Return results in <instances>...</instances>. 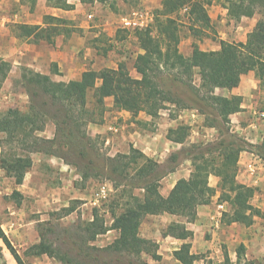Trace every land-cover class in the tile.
<instances>
[{"label": "trees", "instance_id": "obj_1", "mask_svg": "<svg viewBox=\"0 0 264 264\" xmlns=\"http://www.w3.org/2000/svg\"><path fill=\"white\" fill-rule=\"evenodd\" d=\"M68 1L47 0L53 8L73 10L75 5ZM227 1L229 16L234 20L256 14L261 17L249 33L246 43L221 41V49L211 52L202 51L194 45L192 55L184 56L179 49L181 34L176 15L187 9L190 29L195 34L201 32V29L211 28L208 1L162 0V8L154 13L153 25L135 31V37L143 51L136 57L134 64L140 78L131 75L126 62H121L117 69L87 70L80 80L68 83L55 81L50 76L32 70H22V80L29 96L27 110L10 108L0 113V133L8 136V142L18 143L23 151L13 156H6L2 152L0 158L1 168L15 179L17 185L23 184L26 174L31 170L33 154L55 156L68 164L82 162L87 168H90L88 164L94 165L96 158L92 153L96 151V139L88 136L87 126L103 121L107 111L105 99L108 97H113L114 108L118 110L130 111L134 115L145 112L154 118L166 104H175L179 109H196L205 116L206 126L217 127L220 133L214 142H199L183 147L172 153L163 164L147 157L133 146L128 154L105 159L102 165L105 169L110 167L112 175L128 176L130 169L136 171L135 178L121 191L120 197L123 200L127 198L123 203L122 213H113L111 229L116 230L119 236L104 250L85 244L95 242L98 236L110 230L96 210L93 219L82 228V231L88 233L85 242L80 238L87 250L84 248L76 255L65 252L49 241L48 234L41 232L40 242L31 246L26 255H47L63 264H91L88 261L98 260L99 255L95 257L94 253L101 251L115 253L121 258L128 257L120 260L119 264H137L144 253L159 259L156 254L157 245L140 236L143 220L148 215L164 213L195 220L198 207L210 204L216 194V189L209 185L211 175L221 179L220 199L230 206V212L224 214L222 220L225 224L248 225L251 216L261 215V211L251 203L255 189L238 183L236 178L241 153L250 150L264 155V144L251 145L232 133L230 116L242 110V98L219 96L215 90L239 86L242 76L252 69L256 70L261 87L264 88V0ZM22 3L34 10L38 0H22ZM69 22L46 16V26L41 32L53 45L57 36L71 34ZM12 30L20 38H30L40 30V26L17 24ZM0 62V69H5V80L11 65L1 60ZM196 78L199 85L196 84ZM90 94L94 100V110L88 107ZM49 120L53 121L56 128L52 139L39 136L40 132L46 130ZM188 135L189 127L180 126L169 131L168 139L183 144ZM89 156L91 157L88 158ZM185 160L192 162L190 178L178 182L167 197L162 196L159 191L160 181L175 172ZM120 185H116V188ZM137 190L140 193H136ZM13 194L21 196L18 191ZM74 210L72 206L63 208L60 217L68 216ZM167 230L183 239L192 234L178 223L171 224ZM4 247L17 264H26L0 223V264H8ZM82 247L84 246L80 248ZM244 251L245 247L241 245L237 264L241 262ZM77 256L84 261L77 259ZM175 257L184 264H193L200 258L190 255L189 245H184L180 251L175 252ZM225 264H232L228 257Z\"/></svg>", "mask_w": 264, "mask_h": 264}, {"label": "crops", "instance_id": "obj_2", "mask_svg": "<svg viewBox=\"0 0 264 264\" xmlns=\"http://www.w3.org/2000/svg\"><path fill=\"white\" fill-rule=\"evenodd\" d=\"M147 1L149 6L146 4L145 9L135 10L134 15L143 16V18L146 16L143 20L146 23L149 21V27L153 22V10L162 8V0ZM206 1H208L207 11L211 23L216 31L211 38H206L205 42L193 36L184 40L181 38L179 49L186 57L192 55L194 45L202 51L211 52L221 49V41L246 43L249 33L261 19L260 15L256 14L253 17L234 20L229 16L227 0ZM68 2L73 4L71 0ZM37 6L38 8L32 11L28 5L22 3V0H0V60L11 65L5 82L23 69L50 76L55 81L68 83L80 80L82 74L90 69L118 68L121 58L116 59L113 56L116 59L113 60L110 55L97 54L94 48L87 46L85 38L77 37L76 34H61L55 38V44H50L41 32L46 26L45 17L69 18L73 10L53 8L47 0H38ZM26 7L28 11L25 12ZM185 11L187 12V9ZM35 12L38 15L35 16ZM17 24L37 25L40 26V30L30 38H20L12 30V27ZM187 44L190 46L188 45L186 49ZM139 52L143 53L141 50ZM135 78H140V75L138 74ZM5 82L3 85L6 84ZM215 93L228 98L232 96L242 98V110L230 116L231 131L251 145L264 144V88L261 87L256 70L252 69L244 74L239 86L233 89L217 88ZM105 104L107 111L103 121L90 123L87 126V133L92 139L101 138L107 147L110 146L112 152L125 153L133 146L147 157L163 164L172 153L183 147L199 142H214L220 136L218 128L206 126L205 116L196 109H184L176 113L175 104H166L167 107L160 110L159 115L154 118L145 112L134 115L130 111L114 108L113 97L106 98ZM180 126L189 127V135L183 144L168 139L169 131ZM55 130V126L48 127L44 132H40L39 136L52 139ZM33 155L46 157L42 154ZM117 155L110 154L112 157ZM50 159L59 162L61 168L58 170L62 173L63 181L66 177H71L72 171L68 174L66 168L69 166L61 164L60 158L51 156ZM250 163L256 164L254 172L248 170ZM191 172L192 162L185 160L175 172L160 181L163 184V187L159 188L161 195L167 197L178 182L190 178ZM43 175L42 170L33 164L24 178V184L19 186L30 188L32 185L37 189L42 183ZM236 180L240 184L255 189L251 203L261 211V215L251 216V222L248 225L225 224L222 220L224 214L230 212V206L220 199L221 179L211 175L209 185L216 189V194L210 204L198 207L195 220L191 221L186 217L168 213L148 215L143 220L140 236L157 245L156 254L159 257L154 259L151 255L144 253L154 260L150 263L184 264L175 257V252L180 251L184 245H189L190 255L200 257L193 264H205L206 261L207 264H225L227 257L232 264H237L238 249L241 245L245 247L242 256L244 261L251 262L264 258V155L250 150L243 151L238 163ZM105 185L110 192L111 184ZM32 187L31 194H34L35 189L33 190ZM99 189L92 198L94 206L101 202L96 199ZM18 190L21 191V189ZM52 202H57L55 196H52ZM62 203H64L62 206L66 208L65 200ZM173 223L184 225L192 233L191 236L183 239L170 234L167 229Z\"/></svg>", "mask_w": 264, "mask_h": 264}, {"label": "rangeland", "instance_id": "obj_3", "mask_svg": "<svg viewBox=\"0 0 264 264\" xmlns=\"http://www.w3.org/2000/svg\"><path fill=\"white\" fill-rule=\"evenodd\" d=\"M71 1L75 5V8L73 9V12L69 14L70 19L62 16L63 19L68 22L70 21L68 23L70 33L76 34L77 37L80 36L85 38L87 46L94 48L95 52L99 55H110L113 60L121 58V62L127 63L131 75L133 77L138 76L137 71L134 68L136 57L140 54L139 51L141 50L139 49L138 40L135 37V31L138 29L126 27L124 19L133 17L134 12L137 9H145L149 6L148 1ZM146 4L148 5L146 6ZM12 8L15 9V7ZM35 8L37 9L38 6ZM24 9L25 12L28 11L27 7ZM155 11L156 10H153V22L151 25L154 23ZM186 13L185 10H182L176 15L180 23L182 40L193 36L195 39L205 42L206 38L208 39L213 36V33L216 31L213 25L206 30L199 28L201 29V32L195 34L194 31L190 29L191 25ZM36 15H38L37 12H35V16ZM90 16H92V18H90ZM144 18H146V16H144ZM66 26L67 25H65V27ZM65 27L63 28L64 30ZM197 27L201 26L197 25ZM188 45L189 44L186 45V49L190 46ZM3 73H5V69L1 68L0 113L10 108L27 110L29 96L22 80V72L19 71L17 74H13L15 76L6 82L3 80ZM4 82L6 83L5 85H3ZM196 84L199 85L198 78H196ZM88 100L89 109L94 110L92 94L89 95ZM183 110L184 109H179L177 107L176 113ZM53 126H55L53 121L49 120L47 128ZM94 146L96 150L94 152L96 154H94V152L92 154L96 158V160L94 158L96 163L94 165L88 164L90 165V168H87L82 162V164H68L64 160L59 159L61 164L69 166L66 168L68 174L72 171L71 177H66L64 181L61 179L62 173L58 170L61 167L57 160L50 159L51 156L42 157L39 155H32L34 166L39 170H42L44 173V175L41 176L42 183L41 185L39 184L37 189L31 185L33 190H36H34V194H31V187L24 188L17 185L15 179L9 177L1 168L0 164V223L6 235L9 237L15 249L21 255L26 264H63L58 259L47 255L39 257L26 255V251L31 246L40 242L41 232L48 234L47 238L49 241L65 252L76 255L84 248L87 250L85 245L81 244V239L85 242L88 233L82 231V228L93 219L96 210L98 211L100 219L105 221L106 226L110 230H108L107 233L98 236L95 242L85 244L90 247L94 246L100 250H104L119 236V233L116 230L111 229L113 225V213L116 215L122 213L124 209L123 203H125L127 198L123 200L120 197V194L121 191L125 189V186H128V184L135 178L136 171L130 169L128 171V176L122 174L112 175L110 167H108L109 170L103 167V161L108 158L116 157H112L110 154H128L130 150L125 153L112 152L110 146L107 147L101 138L96 139ZM2 152L6 156H13L14 154L22 153L23 151L18 143L8 142V136L4 133H0V158ZM90 157L91 156L88 158ZM71 160H74V158ZM109 162L110 161H108V163ZM84 175L85 178H83ZM111 175L113 177H111ZM86 176L88 177L86 178ZM105 184H111L112 190L109 192L107 198L101 199V202L94 206L92 199L93 195L102 185ZM118 184L121 185L116 188V185ZM160 186L163 187V184L160 183ZM64 187L67 189L64 190ZM18 189H21V191ZM15 191H18L21 196H14L13 193ZM136 193H140V191L137 190ZM52 196H55L57 202H52ZM63 200H65V207L72 206L75 210L68 216L60 217V212L64 208V206H62L64 204L62 203ZM81 246L84 247L80 248ZM93 252L94 251H90V253ZM97 254L99 255V261L96 259V262L88 261V263L119 264L120 260L128 258L127 256L121 258L115 253L112 254L103 251L99 253L95 252V257H97ZM4 255L8 264H17L11 253L5 247ZM77 259L84 261L83 258H79L78 256ZM153 261L154 260H152L150 256L143 254L142 260L139 262L137 261V264H152L150 262ZM205 264H207V261ZM239 264H264V258L251 262L242 259Z\"/></svg>", "mask_w": 264, "mask_h": 264}, {"label": "built area", "instance_id": "obj_4", "mask_svg": "<svg viewBox=\"0 0 264 264\" xmlns=\"http://www.w3.org/2000/svg\"><path fill=\"white\" fill-rule=\"evenodd\" d=\"M92 18V16H90ZM143 16L136 17V14L131 18H125L124 24L126 27H131L135 29H145L148 27L149 21L147 23L143 20ZM146 19V18H145ZM248 170L250 172H254L256 170V164L250 163L248 164ZM109 190L106 185L100 187L99 192L96 194V199L99 201L101 199H105L108 197Z\"/></svg>", "mask_w": 264, "mask_h": 264}]
</instances>
